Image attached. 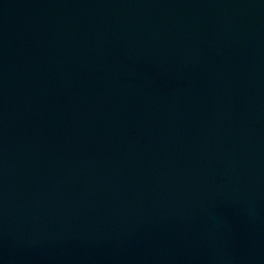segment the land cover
Here are the masks:
<instances>
[{
	"label": "water",
	"instance_id": "95a60500",
	"mask_svg": "<svg viewBox=\"0 0 264 264\" xmlns=\"http://www.w3.org/2000/svg\"><path fill=\"white\" fill-rule=\"evenodd\" d=\"M0 264H264V0H0Z\"/></svg>",
	"mask_w": 264,
	"mask_h": 264
}]
</instances>
